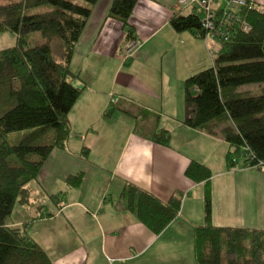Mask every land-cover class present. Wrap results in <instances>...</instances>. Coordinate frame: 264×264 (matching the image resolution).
I'll return each instance as SVG.
<instances>
[{"label": "trees", "instance_id": "1", "mask_svg": "<svg viewBox=\"0 0 264 264\" xmlns=\"http://www.w3.org/2000/svg\"><path fill=\"white\" fill-rule=\"evenodd\" d=\"M99 1L0 0V34L16 35L15 45L0 51V264H54L27 224L14 226L8 219L16 204H31L30 185L53 151L65 149L70 140V113L85 89L71 63ZM139 1L113 0L106 16L121 24L126 42L135 40L131 19ZM245 17L251 31L221 45L212 67L185 81L183 125L224 140L231 167L243 157L244 168L262 163L264 171V11L255 7ZM170 25L177 33L206 38L193 14L175 13ZM248 85L262 89L240 91ZM115 110L109 108L104 119ZM170 138L169 131L159 130L151 140L169 146ZM82 154L87 158L88 149ZM185 174L195 184H206L205 224L195 230L197 263L264 264V230L214 226L211 170L192 161ZM66 182L81 186L83 173ZM122 198L155 234L176 219L182 206V197L164 204L134 185L126 187Z\"/></svg>", "mask_w": 264, "mask_h": 264}, {"label": "crops", "instance_id": "2", "mask_svg": "<svg viewBox=\"0 0 264 264\" xmlns=\"http://www.w3.org/2000/svg\"><path fill=\"white\" fill-rule=\"evenodd\" d=\"M254 1L256 7L264 11V0ZM101 2L103 7L96 14L94 9L71 63L72 70L81 77L78 85H85L73 110L85 105L94 115L85 118L89 121L86 127L74 129L71 122L72 135L66 148L54 150L48 161L50 177L46 181L44 174L43 178L39 177L34 182L38 194L35 195L32 188L31 204L23 206L31 214V221L25 223L30 236L54 264H198L195 230L205 224L206 184H195L187 178L186 169L192 161L207 166L212 172L210 187L214 226L264 230V171L244 168V164L243 170L238 169L237 164L231 167L227 159L229 145L224 140L183 125L186 109L184 114L178 112L175 116L169 110L166 113L171 116H167L163 111L142 105L145 109L140 107L142 110L134 113L128 108H118L123 102V98L119 99L117 108L122 109L121 114L137 118V124L141 118L148 117L147 113L143 115L146 110L159 122L152 127L143 125L139 132L136 128L133 132L126 131L122 136L125 146L120 149L105 148L106 157L88 144L90 136L99 135V132L93 134L101 111L106 112L113 107L108 99L105 101L96 97L99 94L107 96L109 85L105 84L108 74L95 71L90 64L91 56L102 52L108 56L118 55V51L122 54L127 45L121 24L113 19L106 20L113 0ZM141 2H138L131 19L135 40L140 43L132 51L133 56L128 62L122 65L119 60L117 65L112 66L109 78L115 72L118 78L122 72L129 76L127 74L133 71H142L139 75L145 74L146 80L140 78L138 81L150 93L151 76L157 81L155 76L164 72L165 55L160 49H163L161 44L165 45L160 35L163 36L166 30L172 37L179 34L170 25V19L175 13L184 14V9L178 7L177 0H154V6L159 7L161 15L155 20L157 26H154L143 13L138 17V11L143 8ZM170 27L173 31L169 32ZM191 34L196 39H202ZM204 39L208 46L210 40L207 37ZM160 40L162 43H159ZM199 72L186 73L184 89L185 81ZM165 116L168 119H163ZM161 121H164V126H161ZM159 130L170 132L169 146L151 140ZM85 147L89 153L87 158L82 154ZM80 173H83L81 186L69 187L67 178ZM129 185L146 191L164 204L174 196L182 197L180 213L161 234H155L127 209L122 193ZM56 186L61 188L56 189ZM97 189L98 195H92L91 191ZM53 196L62 200H54ZM61 216L62 258L54 259L32 229L35 222L54 223ZM10 224L20 226L21 222Z\"/></svg>", "mask_w": 264, "mask_h": 264}, {"label": "rangeland", "instance_id": "3", "mask_svg": "<svg viewBox=\"0 0 264 264\" xmlns=\"http://www.w3.org/2000/svg\"><path fill=\"white\" fill-rule=\"evenodd\" d=\"M101 1L102 0H100L99 4H97L95 7V14L98 13V11L103 7ZM141 3L143 5V8L142 10L138 11V17L140 13H143V15H145V19H149L154 26H157V22L155 20L161 18V15L159 14V7L154 6V4H156L154 0H142ZM183 12L185 15L189 14L188 10H184ZM168 31L170 32L173 30L170 27ZM177 35L172 37V35H168L167 30L164 31L163 36L160 35V38L164 40L163 45H165L164 47L161 44V48L163 49H160L161 53L163 52V54L165 55L163 66L164 72L162 75L157 74L155 76L157 81H155L154 77L151 76V81L153 82L151 85L150 93H148V91H145V89L142 88L141 84L138 81L140 78L142 80H146L145 74L139 75V73L142 71H133L134 73L127 74L129 76L124 75L125 72H122V75L118 78L115 75V72V74L109 78V76L111 75L110 69L112 68V66L117 65L119 60L121 61L122 65H124L133 56L132 53H127L128 45L134 43L135 47H137L138 43L140 42H137L136 40L127 42L126 48L124 49V52L122 54L120 53V51H118V55L108 56V54L102 52L96 55H94L93 53V55L91 56L90 64L91 66H94L95 71H102L108 74L105 84L109 85L106 92L107 96L99 94V96L96 97H98L97 99H103L105 101H107L108 99V102L113 103V107L116 106L114 115L110 119H104L103 116L105 111H101V113L99 114L100 119L95 126L93 134L95 135L96 132H99V135L97 137L90 136L87 140L88 144H91L94 150L100 152L102 157H106L107 155V150H105V148L120 149L125 146L126 141L122 136L125 135L126 131L133 132V130H135L136 128V131L139 132L143 125L144 127H152L156 126L159 122V120H157V117V119H154L152 113H148V110H146L143 112V115L147 113L148 117L146 119L141 118V121H139V123L137 124V118L127 117L125 116V114H121L120 111L122 109L118 108H128L134 113H139L142 108L145 109L144 106L142 107V105H145L147 107L149 106L163 111L167 116H171L166 113L169 110L172 111V116H175V114H178V112L184 114L185 89L183 81L185 77L188 76H186V73L191 74L192 72H199L210 69L213 65V58L217 57V52H219L222 44L211 38H208L210 41L208 42V46H206L207 41L205 39H196L189 32L179 33ZM165 42L169 44V46L165 44ZM15 43V34H0V51L13 47ZM159 43H162V41L160 40ZM176 45L177 47H175ZM149 48H151V46H149ZM173 48H175V50L172 52ZM166 51L168 53H166ZM119 56H121V58ZM125 70L129 72L128 67H126ZM94 78H96V76ZM141 83L143 84L144 82L141 81ZM102 84L103 83L101 82V85ZM261 89L262 88H260V86L258 85H248L242 87L240 91L258 92ZM122 98L123 102L118 107L117 105L119 103V99ZM90 112L91 111H88V108L85 105L81 108L78 107L72 110L70 115L73 128L79 129L82 127H86L89 121H86L85 118H89L94 115V113ZM167 116L163 117V119H168ZM111 121H113V123H110ZM163 122L164 121H161V126H164ZM165 122L168 121L165 120ZM172 124H174V122H172ZM114 132L115 134L113 135ZM83 138H85V135L83 136ZM243 160V157L239 158L237 163L238 169L243 170ZM48 165L49 162H47V164L43 168L39 176L40 179L43 178L44 174H46V181L50 177ZM30 187L31 189L33 188V192L35 193V195H37L38 193L35 188V183H32ZM60 188V186H56V189ZM40 191L42 193V189ZM91 194L94 196L98 195V189L91 191ZM51 208H53V206H51ZM30 215L31 214H29L25 207L21 206L20 204H16L12 216L8 219V223L21 222L20 225H23L26 222L31 221ZM32 232L36 236V238L40 242H42V245L48 250L49 254L54 259L62 258V216L54 223L35 222Z\"/></svg>", "mask_w": 264, "mask_h": 264}, {"label": "built area", "instance_id": "4", "mask_svg": "<svg viewBox=\"0 0 264 264\" xmlns=\"http://www.w3.org/2000/svg\"><path fill=\"white\" fill-rule=\"evenodd\" d=\"M177 2L179 8L188 10L190 14L200 18L207 38L222 45L231 42L239 32L251 31L245 12L256 7L254 0H178ZM135 48V44L131 43L127 47V53L131 54ZM250 156L251 153L246 157L250 158ZM247 167L260 170L262 163Z\"/></svg>", "mask_w": 264, "mask_h": 264}]
</instances>
